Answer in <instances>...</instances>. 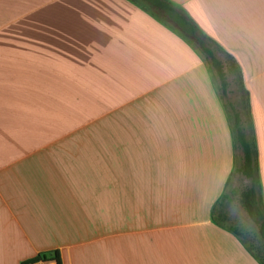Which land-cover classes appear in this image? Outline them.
I'll list each match as a JSON object with an SVG mask.
<instances>
[{"label": "crops", "instance_id": "obj_1", "mask_svg": "<svg viewBox=\"0 0 264 264\" xmlns=\"http://www.w3.org/2000/svg\"><path fill=\"white\" fill-rule=\"evenodd\" d=\"M171 1L241 68L264 201V0ZM189 42L130 0H0V264H261L211 214L233 145Z\"/></svg>", "mask_w": 264, "mask_h": 264}, {"label": "trees", "instance_id": "obj_2", "mask_svg": "<svg viewBox=\"0 0 264 264\" xmlns=\"http://www.w3.org/2000/svg\"><path fill=\"white\" fill-rule=\"evenodd\" d=\"M130 1L141 9L148 11L161 23L194 44L197 51L207 62L213 78L217 81V86L222 97H226L231 90L229 88L231 83L237 84L239 97L233 101L228 98L224 103L233 145V161L231 171L225 180V189L218 197L217 203L222 205L226 201H232L240 204L255 225L261 240V247L264 250V201L259 182L257 146L248 95L246 89L243 87L242 72L239 64L231 53L208 36L183 8L173 1ZM234 176L240 179L247 178L248 181H240L239 184L233 183L232 179ZM233 232L237 233L235 230ZM50 257L55 258L58 264H60L57 249L38 252L34 256L23 260L21 264L39 258ZM258 261L261 263L260 260Z\"/></svg>", "mask_w": 264, "mask_h": 264}, {"label": "rangeland", "instance_id": "obj_3", "mask_svg": "<svg viewBox=\"0 0 264 264\" xmlns=\"http://www.w3.org/2000/svg\"><path fill=\"white\" fill-rule=\"evenodd\" d=\"M191 46H194L193 43L189 42ZM197 51V49L195 48ZM198 52V51H197ZM199 56L203 59L204 64L207 68L211 81L220 97L221 103L224 107V103L226 99H231L232 101L237 98V94L234 90H237V86L234 83L230 84V89L232 92L228 93L226 97H222L219 92V88L217 86V81L213 78L211 71L208 68V64L205 61L204 57L198 52ZM225 108V107H224ZM240 181L247 182V178H239L234 176L232 182L239 184ZM214 210H211V214L214 218H216L221 226L226 228L229 231L235 230L237 235L241 238L244 245L249 249L254 256L264 264V250L261 247V240L256 231L255 225L249 219L245 209L238 204L237 202L226 201L224 204L219 205L218 203L213 207ZM255 257V259H256Z\"/></svg>", "mask_w": 264, "mask_h": 264}, {"label": "built area", "instance_id": "obj_4", "mask_svg": "<svg viewBox=\"0 0 264 264\" xmlns=\"http://www.w3.org/2000/svg\"><path fill=\"white\" fill-rule=\"evenodd\" d=\"M25 264H58L57 260L53 257L39 258L34 261H27Z\"/></svg>", "mask_w": 264, "mask_h": 264}]
</instances>
